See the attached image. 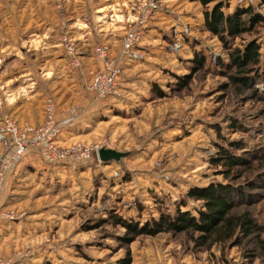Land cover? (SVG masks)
I'll return each mask as SVG.
<instances>
[{
  "label": "rangeland",
  "instance_id": "374dc122",
  "mask_svg": "<svg viewBox=\"0 0 264 264\" xmlns=\"http://www.w3.org/2000/svg\"><path fill=\"white\" fill-rule=\"evenodd\" d=\"M139 1L0 0V74L7 65L17 66L15 51L31 44L26 40L42 39L48 72L54 70V56L62 58L63 67L62 76L45 78L34 70L38 84L47 89L45 102L56 103L59 120L76 116L65 128L75 126L72 135L60 144L130 152L121 161L101 160L99 150H92L88 159L62 162L66 173L54 183L44 179L38 195L8 207L17 216L12 221L27 218L30 229H15L1 244L4 264H124L127 259V264H264V162L235 179L221 158L223 149L237 161L264 154V76L252 72L244 86L226 73L230 51L251 39L264 57V22L228 47L204 22L213 3L162 0L144 28L143 58L122 63L121 95L100 99L86 88L99 69L94 56L85 63L79 57L80 65L73 67L61 41H76L79 19L84 31L92 30L94 45L111 38L117 56ZM218 1L230 14L253 7L264 18V0ZM15 21H22L18 28ZM195 58H203V68L194 69ZM229 73L238 75L235 69ZM184 77L190 81L180 85ZM2 105L0 129L5 118L13 117ZM2 152L0 143V159ZM217 185L236 195L234 214H247L257 225L247 236L240 233L237 242L212 237L203 244L202 232L194 229L134 234L115 221L117 216L144 226L180 211L198 218L204 203L191 192ZM34 208L43 212L28 217Z\"/></svg>",
  "mask_w": 264,
  "mask_h": 264
},
{
  "label": "trees",
  "instance_id": "16d2710c",
  "mask_svg": "<svg viewBox=\"0 0 264 264\" xmlns=\"http://www.w3.org/2000/svg\"><path fill=\"white\" fill-rule=\"evenodd\" d=\"M200 1L204 6H209L213 3L212 7L205 11L204 22L207 29L218 36L224 45L228 47L232 39L242 36L249 30L253 31L264 22L262 16L254 13L253 7L239 8L230 14L224 11L225 3L223 1ZM260 49L261 47L257 40L251 39L243 47L230 51V62L226 66L228 68L226 73L230 76L232 82L248 86L249 78H253L252 72L255 76H264V57ZM194 62L195 70L203 68V58H195ZM262 65L263 70L259 73L258 67ZM233 69L238 75L229 73ZM189 81L190 77H184L180 85H186ZM240 92H242V88ZM232 126H236V124L232 123ZM221 153L223 155L221 158L227 167V175H233L235 179L242 178L244 173H246L244 171H253L257 161L259 163L264 162V154H259L256 157L257 159L254 157L237 161L226 149H223ZM213 161L214 163L217 162L216 160ZM235 166L239 167V170H235L237 174L232 172ZM191 196L204 203L205 210H201L198 218L192 216L189 212L180 211L174 217H170L169 214H163L158 219H154L144 226H139L132 221H126L117 216H114V218L117 223H122L129 229V232L134 234L146 233L155 235L163 231L194 229L202 232L199 239L203 244L210 242L212 237H214L215 241H227L235 238L236 240L234 241L237 242L239 239L237 236L240 233L247 236L254 229H257L254 220L248 217L247 214H234L235 208L238 206L237 200L233 197L236 195L230 193L228 189L217 185L204 190H193ZM262 242L264 241L262 240ZM128 262L129 259L125 260L124 264Z\"/></svg>",
  "mask_w": 264,
  "mask_h": 264
},
{
  "label": "built area",
  "instance_id": "2783aa9c",
  "mask_svg": "<svg viewBox=\"0 0 264 264\" xmlns=\"http://www.w3.org/2000/svg\"><path fill=\"white\" fill-rule=\"evenodd\" d=\"M161 3L162 0H142L135 5L137 15L125 31L122 47L117 56L112 55V47L108 42L94 45L93 56L99 64V69L92 80L86 83L88 91L93 92L100 99L121 95L119 76L122 63L126 59L136 61L143 58L144 53L139 46L143 42L144 28L153 20L162 6ZM175 31L177 32L178 29ZM61 42L66 46L70 64L73 67L79 66L80 53L76 41L67 42V37H64ZM75 118L76 116H67L59 120L56 103L52 99H47L45 102V118L41 124H19L13 117L5 118L4 126L0 129V143L3 145L0 159V196L8 172L31 147L38 148L43 160L50 164L88 159L92 155V150L96 152L99 150V146L94 148L80 143L60 144V137L66 126H69ZM16 218L12 210L0 207V224ZM0 264H4L1 258Z\"/></svg>",
  "mask_w": 264,
  "mask_h": 264
},
{
  "label": "crops",
  "instance_id": "0c3cea01",
  "mask_svg": "<svg viewBox=\"0 0 264 264\" xmlns=\"http://www.w3.org/2000/svg\"><path fill=\"white\" fill-rule=\"evenodd\" d=\"M21 22L22 21H15V27L18 28L19 23ZM154 22L155 21H153V23ZM74 24L78 29L75 40L77 41L78 49L80 48V58L82 59V62L85 63L86 59L93 58L94 43H92L90 36L92 30L87 29L84 31V28L82 27L85 25L82 24L79 19L75 21ZM29 26L30 24H26L25 27ZM109 39L111 38L101 42L110 43ZM36 40L38 42H36ZM41 40H26V42H30L31 44H29V46H21L20 49L15 51L13 62L16 63H14L13 66H17L14 69H10V66L7 65L1 71L2 74H0V77L3 78V80L0 81V122L2 121L1 118L3 114L2 104L11 109V115L15 117L20 124H35L43 122L45 118V93L47 89L45 86L38 84L35 72L43 78L51 73H54L57 76H62L63 67L62 58L54 56L55 62H52L54 64V70L53 72H48V60L46 58L48 55V52L46 51L47 46L46 42H42V45ZM32 42H35L36 44H32ZM56 45H58V43L53 42L54 48H56ZM2 68L3 67L0 66V69ZM4 75H11L12 77H9L6 80V78L3 77ZM74 127L71 126L63 132L60 137V140L63 143L65 141L67 142L68 137L72 135L71 133L73 132ZM62 164V162H56L49 165L43 161L38 148H29L6 176L5 184L0 196V207L8 208L16 204H19L20 206L21 203L23 204L27 200H30L31 195H38L41 191V184L44 183V179H50L49 183H54L56 177L66 173L67 168ZM38 211L40 210L36 209V213L30 214L28 217L32 215L39 216L38 214L43 212ZM29 221L30 220H27L26 218L19 221H5L4 223H1L0 246L15 229L17 233H20V231H23L24 233L28 232L30 229L28 227L30 226Z\"/></svg>",
  "mask_w": 264,
  "mask_h": 264
},
{
  "label": "water",
  "instance_id": "95a60500",
  "mask_svg": "<svg viewBox=\"0 0 264 264\" xmlns=\"http://www.w3.org/2000/svg\"><path fill=\"white\" fill-rule=\"evenodd\" d=\"M129 153L130 152H123L112 148H101L98 151L101 160L114 159L116 161H121L122 158Z\"/></svg>",
  "mask_w": 264,
  "mask_h": 264
}]
</instances>
